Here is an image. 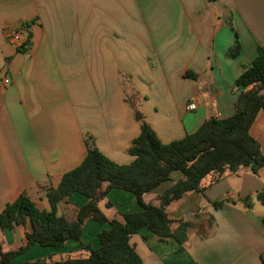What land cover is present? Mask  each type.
I'll return each instance as SVG.
<instances>
[{"label": "crops", "instance_id": "0c3cea01", "mask_svg": "<svg viewBox=\"0 0 264 264\" xmlns=\"http://www.w3.org/2000/svg\"><path fill=\"white\" fill-rule=\"evenodd\" d=\"M122 1L127 5H119ZM150 1L136 0L134 6V0H0V70L11 80L9 86L0 82V213L21 194L38 210L50 211L47 191L82 162L87 143L110 161L127 165L133 161L127 149L139 135L141 122L162 143H169L194 133L211 117L233 114L241 90L234 81L250 66L257 48L264 47V0H153V8ZM128 2H133L132 11H141L137 20L156 10L163 29L157 30L158 37H145L147 49L137 50L136 62L122 51L123 66L117 55L109 67L101 45L88 47L86 37L90 28V34L96 32L108 20L117 29L138 24L130 19ZM229 21L242 31L235 58L226 57L234 43L223 27ZM188 25L192 36L183 37ZM6 27L26 28L25 50L4 41ZM118 33L141 37L131 30ZM120 73L133 80L140 73L155 74L151 87L140 79L134 83L141 115L134 116L122 99ZM190 103L195 104L193 110L188 109ZM249 132L264 155V111ZM180 179V172H172L169 181L143 195V202L158 207L159 196ZM263 190L264 169L257 176L240 169L203 193L187 192L165 207L168 219L189 223L183 243L159 240L143 227L130 237V244L141 264H264V205L256 200ZM246 198L249 208L242 203ZM85 202L72 195L58 205L56 214L74 218ZM215 202L222 204L216 207ZM98 208L107 220L141 211L132 194L115 189ZM106 227L86 221L81 243L97 248V234ZM30 230L29 224L0 230L2 250L23 246L24 233ZM85 250L75 241L62 248L34 245L21 255L24 259L16 257L11 264L79 258Z\"/></svg>", "mask_w": 264, "mask_h": 264}, {"label": "trees", "instance_id": "16d2710c", "mask_svg": "<svg viewBox=\"0 0 264 264\" xmlns=\"http://www.w3.org/2000/svg\"><path fill=\"white\" fill-rule=\"evenodd\" d=\"M234 36L227 58H235L239 53L236 32ZM21 48L26 49L25 46ZM234 87L241 90L236 94L230 117H211L194 133L181 139L162 143L151 127L141 122L139 135L127 149L133 157L130 164H116L92 143H87L82 162L63 174L58 185L47 191L50 211L38 210L25 194L6 204L0 213V230L26 224L31 230L24 233L25 244L15 250L4 252L0 243V264H11L12 259L31 246L62 248L68 241L85 248V256L21 264H141L130 237L143 227L159 240L173 239L183 243L189 223L168 219L166 206L187 192L203 193L211 184L240 169H248L254 176L264 169V155L249 132L257 114L264 111V47L257 48L252 63L235 79ZM172 172H180L182 179L159 196L158 207L145 204L143 195L169 181ZM114 189L132 194L141 211L122 214L121 220H107L98 204ZM72 195H79L86 202L77 208L74 218L57 215L58 205ZM256 200L264 205V190L256 195ZM242 203L246 208L251 206L249 198ZM221 204L215 202L214 206ZM88 220L100 226L107 225L97 234V248L81 243L82 228ZM174 223L177 226L171 230Z\"/></svg>", "mask_w": 264, "mask_h": 264}, {"label": "rangeland", "instance_id": "374dc122", "mask_svg": "<svg viewBox=\"0 0 264 264\" xmlns=\"http://www.w3.org/2000/svg\"><path fill=\"white\" fill-rule=\"evenodd\" d=\"M134 6H136V0H134ZM123 2V1H122ZM120 2L119 5H127V2L124 1L123 3ZM132 3L133 2H128V6L130 9L128 10L129 13L132 12L131 17H133V19L130 17L131 21L138 22V24L136 25H132L129 24V26H123V28L121 26H118V29L115 25H111L109 20H108V24L106 25H102L101 27H97L96 32L92 31V33L90 34V30L88 31V37H86V42L88 44V47L92 46L94 47V45L100 44L101 45V52H102V56H103V61L104 64H106V66H111V63L113 62L114 58L117 57L118 55V60H119V64L121 65L123 63V60L121 59L120 55L122 53V51L127 52V56L131 59H135L134 61L136 62L138 59L139 55L137 54V50H141L146 47L147 49V42H145L146 38L145 37H158V32L157 30H160L161 27L163 25L160 26V22L162 21L160 18V14L158 12H156V10H150L151 11V17L147 18V19H142L140 18V20L138 19H134L135 17H137L139 15V13L141 12L139 9L135 10L133 9V11L131 10L132 8ZM141 4V3H140ZM150 6L151 8H153L157 2H153L150 1ZM104 7H105V2H104ZM126 11V10H125ZM97 12V11H96ZM127 13V11H126ZM105 14H108L107 12L104 11V16H106ZM143 23V24H142ZM233 28V30L231 29V27ZM225 30L229 33L230 36H226V37H233V39H235L234 36V32H236L237 35V40L240 41L239 37H242V31L241 29H236L235 25L233 22L229 21L228 23H226L224 26ZM217 28V25L214 24L212 25V31L215 30ZM131 30V32L136 33L138 35H140L141 37H135L134 39H131V37H128L127 35H123L121 33L118 32H122V30ZM163 29V27H162ZM93 30V29H92ZM118 30V31H117ZM239 30V31H237ZM144 32V35H141L140 32ZM3 33V32H2ZM94 33V34H93ZM160 34V33H159ZM162 34V32H161ZM183 37H190L192 36V29L191 27L188 25L186 27V29L183 32ZM168 35V36H167ZM167 37H169V33L166 34ZM161 37H164V35H161ZM224 37V36H222ZM137 38V39H136ZM139 40V41H137ZM77 43V42H75ZM151 45V43H150ZM136 55V58H134V56ZM114 64V63H113ZM152 64V63H151ZM123 66V64H122ZM152 69L156 70L154 68V66H152ZM158 71H160L159 69H157ZM170 76V75H168ZM155 77V74L153 73H140L138 75H136V78L133 80L131 78L130 74H126V73H120L118 80H119V85H120V95L122 96V99L124 100V102H126L127 108L129 111H132L134 114V116L137 114L141 115L139 112H137V105L135 104V102L137 103V99H138V91L137 88L135 87V84L139 79L142 82H146L145 84L149 85V87L152 86V79ZM149 78V81L147 83V80ZM141 124V123H140ZM88 142L89 139H88ZM258 207H261L259 204L257 205ZM95 223V222H94ZM84 256V253L83 255ZM22 257V258H20ZM17 257L19 259H24L25 256H21ZM78 257V255H71L70 258H76Z\"/></svg>", "mask_w": 264, "mask_h": 264}, {"label": "built area", "instance_id": "2783aa9c", "mask_svg": "<svg viewBox=\"0 0 264 264\" xmlns=\"http://www.w3.org/2000/svg\"><path fill=\"white\" fill-rule=\"evenodd\" d=\"M2 32L4 41L15 49H19L27 44V31L25 27L19 29H10L6 27ZM0 82L3 86H9L11 84L10 78L2 70H0ZM194 108V103L188 105L189 110H193Z\"/></svg>", "mask_w": 264, "mask_h": 264}]
</instances>
